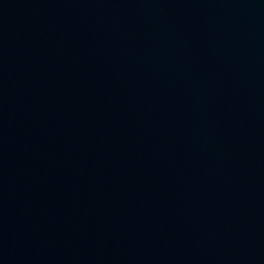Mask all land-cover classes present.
Instances as JSON below:
<instances>
[{"label":"water","instance_id":"obj_1","mask_svg":"<svg viewBox=\"0 0 264 264\" xmlns=\"http://www.w3.org/2000/svg\"><path fill=\"white\" fill-rule=\"evenodd\" d=\"M0 264H264V0H0Z\"/></svg>","mask_w":264,"mask_h":264}]
</instances>
